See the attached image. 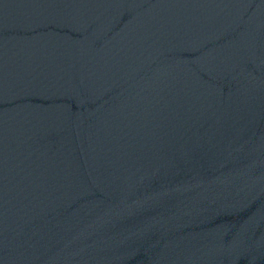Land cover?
Masks as SVG:
<instances>
[{
	"label": "water",
	"instance_id": "water-1",
	"mask_svg": "<svg viewBox=\"0 0 264 264\" xmlns=\"http://www.w3.org/2000/svg\"><path fill=\"white\" fill-rule=\"evenodd\" d=\"M0 264H264V0H0Z\"/></svg>",
	"mask_w": 264,
	"mask_h": 264
}]
</instances>
